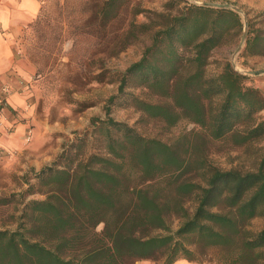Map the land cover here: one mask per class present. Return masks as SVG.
Instances as JSON below:
<instances>
[{
  "label": "trees",
  "instance_id": "obj_1",
  "mask_svg": "<svg viewBox=\"0 0 264 264\" xmlns=\"http://www.w3.org/2000/svg\"><path fill=\"white\" fill-rule=\"evenodd\" d=\"M242 28L235 11L186 0H167L162 11L142 0H43L28 28L38 74L68 41L84 61L97 57L91 79L101 83L105 58L140 35L150 43L117 76L104 118H92L91 130L64 144L50 165L26 174V189L0 196L16 223L9 229L0 215V264H264V224L250 229L264 219V153L248 172L222 171L206 157L208 139L235 146L264 139L261 91L230 63L206 72L212 52L236 44ZM240 55H264V34L250 22ZM119 101L167 127L186 120L200 130L171 144L147 138L110 116ZM36 195L42 198L26 200Z\"/></svg>",
  "mask_w": 264,
  "mask_h": 264
},
{
  "label": "rangeland",
  "instance_id": "obj_2",
  "mask_svg": "<svg viewBox=\"0 0 264 264\" xmlns=\"http://www.w3.org/2000/svg\"><path fill=\"white\" fill-rule=\"evenodd\" d=\"M166 1L142 0V6L147 10L162 11ZM186 1L197 5L216 3L237 7L240 10L239 16L242 23L244 22L243 17L246 19L247 32L248 22H250L255 30H259L261 34H264V9L242 5L240 0ZM136 21L138 23L147 22L146 15H139ZM241 36L238 37L236 44L224 45L212 52L206 66V72L208 75H216L221 72L225 63H230L235 71L248 77L245 80L246 85L258 88L264 95V55L242 57L240 54L245 42L241 45L240 50H237L240 46ZM149 43L147 34L140 35L118 56L105 58L106 75L104 81L98 83L91 79V76L98 72L99 61H97V57L94 58V61H84L78 55H75L76 51L70 50L72 43L68 41L62 43L60 48H57V51L49 56V60L43 59L41 64H46L48 67L43 73L38 74L30 51L36 44V40L30 29L25 31L21 46L22 54L30 66L33 67V74L28 82L32 91V103L35 106V114L39 125L50 127V143L53 144L52 146L58 144V154L61 151L62 144H66L74 140L79 134L91 130L90 122L92 118H104L106 102L111 96H115L117 92V76L141 58L143 49ZM127 92L151 101H157L156 98H148L145 91L140 89L129 88ZM121 102L111 105L110 116L118 122L129 125L147 138H156L171 144L187 131L197 132L200 130L198 126L186 120L180 121L173 127H167L162 121L145 118L132 107H124ZM88 104L93 106L84 108ZM257 120H264V110L258 114ZM263 153L264 139L245 146H235L229 139L218 141L208 139L206 141L208 162L222 171L233 169L241 172L253 171ZM7 179L8 177L0 175V187L2 188L0 196H8L12 193L11 190H14V193L18 192L19 183L15 182L14 186L11 187V185H8ZM13 213L11 206L0 209V215H3L2 223L5 222L9 229H14L16 226L14 220L8 219V216ZM263 224V218H256L251 222L250 229L257 232ZM173 226L176 227V222Z\"/></svg>",
  "mask_w": 264,
  "mask_h": 264
},
{
  "label": "crops",
  "instance_id": "obj_3",
  "mask_svg": "<svg viewBox=\"0 0 264 264\" xmlns=\"http://www.w3.org/2000/svg\"><path fill=\"white\" fill-rule=\"evenodd\" d=\"M42 2L43 0H0V88H10L0 125V175L8 177V185L11 187L15 182L19 183L17 193L27 188L24 176L50 165L59 151L57 143L54 146L50 143V127L40 126L38 123L31 99V86L28 85L33 67L26 61L21 46L22 37L39 15ZM240 3L250 8L264 9V0H240ZM29 129L32 130V138L27 142L26 133ZM11 191L9 195L17 194L14 190ZM37 196L41 198L36 195L29 196L26 200L40 199ZM137 264L157 263L143 260ZM174 264L197 263L178 260Z\"/></svg>",
  "mask_w": 264,
  "mask_h": 264
},
{
  "label": "water",
  "instance_id": "obj_4",
  "mask_svg": "<svg viewBox=\"0 0 264 264\" xmlns=\"http://www.w3.org/2000/svg\"><path fill=\"white\" fill-rule=\"evenodd\" d=\"M199 5L212 7V8H227V9H231V10L235 11L238 14L240 13V10L237 7L231 6L229 4H216V3H205L204 4V3H202V4H199ZM243 19H244V22H243L244 26H243L242 36H241V40H240V46H239V48L237 50H240L241 45L245 42L246 35H247L246 19H245V17H243Z\"/></svg>",
  "mask_w": 264,
  "mask_h": 264
},
{
  "label": "built area",
  "instance_id": "obj_5",
  "mask_svg": "<svg viewBox=\"0 0 264 264\" xmlns=\"http://www.w3.org/2000/svg\"><path fill=\"white\" fill-rule=\"evenodd\" d=\"M10 92V88L8 86H3L0 88V125L2 119V111L7 107L6 97ZM32 138V130L29 129L26 133V141L29 142Z\"/></svg>",
  "mask_w": 264,
  "mask_h": 264
}]
</instances>
